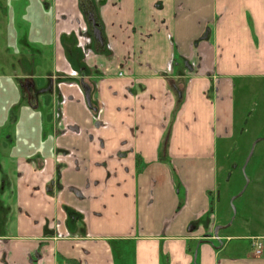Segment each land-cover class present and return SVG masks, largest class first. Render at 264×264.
Masks as SVG:
<instances>
[{
  "label": "crops",
  "instance_id": "0c3cea01",
  "mask_svg": "<svg viewBox=\"0 0 264 264\" xmlns=\"http://www.w3.org/2000/svg\"><path fill=\"white\" fill-rule=\"evenodd\" d=\"M26 2L0 0V59L19 67L14 84L0 73V161L13 190L0 264H264L254 234L215 229L212 199L219 149L240 122L236 90L247 98L264 81V0H104V48L83 59L80 30L63 33L64 47L55 23L33 15L77 2ZM21 12L28 34L14 36ZM45 53L50 66L38 69ZM66 54L86 83L99 76L91 103L79 85L54 83ZM21 112L27 125L8 144L2 127Z\"/></svg>",
  "mask_w": 264,
  "mask_h": 264
},
{
  "label": "rangeland",
  "instance_id": "374dc122",
  "mask_svg": "<svg viewBox=\"0 0 264 264\" xmlns=\"http://www.w3.org/2000/svg\"><path fill=\"white\" fill-rule=\"evenodd\" d=\"M23 1L24 0H20ZM35 4L38 3H55L56 5L64 4V3H75L77 2L79 9L76 11L71 10H61L56 6V10L53 11L46 10L44 11H35L33 15L36 20L41 21L45 24V26H49L50 21L54 26V31L52 33L53 41L58 45L64 46V38L70 37V35H63L64 32L70 30L71 28L80 30L78 32L79 38L77 41V45H79L83 49L82 59L85 57L87 52L99 51V41L94 37L92 32V26H90L89 21L90 17L84 13L83 9V0H34ZM90 1V0H89ZM28 2V0H27ZM26 2V3H27ZM22 3V2H21ZM104 3V0H91L90 4H92V10L96 13L98 18L100 16V8ZM40 6V5H39ZM53 6V5H52ZM55 8V7H54ZM0 9L3 11L4 15L7 17L9 12L4 11L1 6ZM58 10V11H57ZM2 13V12H1ZM26 14V12H21L19 17L16 19L15 16V33L14 36H25L27 33V23L24 21L22 15ZM16 21L18 23H16ZM79 24L85 28V31L81 30ZM43 27V26H42ZM104 27V23H103ZM17 28V30H16ZM42 28H37L36 31H41ZM18 31V32H17ZM61 31V32H60ZM8 32V31H7ZM53 42V43H54ZM52 43V44H53ZM18 45V43H17ZM76 45V42H75ZM76 47L80 49L78 46ZM0 46L5 48L7 44H3L0 42ZM60 48L62 49V47ZM86 48V50H84ZM104 48V47H103ZM63 50V49H62ZM46 54V53H45ZM47 55V54H46ZM43 55L38 60V69L47 68L50 65V60L47 59L48 55ZM67 56V54H66ZM14 58L16 56L14 55ZM43 58V59H42ZM16 61H11L15 63ZM66 64L63 68L62 77L55 78L54 83H58V89L61 84L71 83V87L75 88L76 86H82V81L87 78V76L82 75L79 69H73V62L67 56ZM10 67L5 68V61L0 59V73L5 75L7 78L5 80L14 83H17V78H14L12 75L14 72L19 71V67L16 66L15 69ZM40 66V67H39ZM61 68H58L60 70ZM68 70V73L66 71ZM62 71V70H60ZM67 74H69L73 81L68 78ZM78 75V77H77ZM74 77L76 78V82L74 81ZM60 78V79H59ZM23 80V79H22ZM90 84L93 86L94 92L98 93L97 81L99 80V76H91L87 79ZM95 80V81H93ZM24 81V80H23ZM61 82V83H59ZM49 83V82H47ZM19 84V83H18ZM258 92L255 94L254 89L250 87L244 89L247 92V98L242 97L243 91L241 88L236 90V98L238 100V107L242 110L239 111L240 114L237 116L239 119L238 129L234 133L232 139L227 140L226 144L222 143L221 148L219 149V155H217V161L220 166V170L218 172L217 182H216V191L215 196L212 199H216L214 206L215 218L217 220V225L215 229L219 228V233L225 235V233H230L231 235H250L254 234L253 238L255 242L262 243V254L264 251V81L258 84ZM10 85H8L9 87ZM75 86V87H74ZM18 89V97L22 96V101L26 102L28 89L25 85V82H20ZM27 89V90H26ZM84 90V88H83ZM85 91V90H84ZM43 92V89H40L38 93L34 94L36 96L40 95ZM47 93V92H46ZM5 94L6 100L11 102V92L8 90ZM24 94V95H23ZM35 97V96H33ZM242 97V98H241ZM61 100L64 101V96L60 94ZM243 101V102H241ZM98 103L100 101L98 100ZM102 103V102H101ZM101 103L99 104V108H101ZM23 105V104H22ZM103 105V103H102ZM1 109V107H0ZM13 109V108H12ZM32 111L28 116H34L37 112L33 109H29ZM15 111V110H14ZM12 113L11 123L9 126L2 127V134L7 139V143L9 144V137L14 135L16 130L23 131L25 126L27 125L23 122L24 115L20 114V122L16 123V116H13ZM245 120V121H244ZM34 126L35 124L32 123ZM31 126V124H29ZM1 131V129H0ZM260 139L255 145L254 154L251 157L246 170L243 171V165L246 161L248 154L250 153L253 143ZM8 165L4 162L0 161V235L4 234L8 231L9 216L11 204L10 200L13 195V190L7 186L9 181L8 171L6 168ZM172 172V180L176 178L175 170ZM16 176L21 173L16 172ZM14 178L15 176L12 175ZM175 182V180H174ZM245 187V190L243 191ZM243 191V193H241ZM236 196V198L232 199ZM222 225H228V229H221ZM258 235V236H255ZM263 235V236H262ZM214 238H216L214 236ZM255 244V243H254ZM88 264V262H84Z\"/></svg>",
  "mask_w": 264,
  "mask_h": 264
},
{
  "label": "water",
  "instance_id": "95a60500",
  "mask_svg": "<svg viewBox=\"0 0 264 264\" xmlns=\"http://www.w3.org/2000/svg\"><path fill=\"white\" fill-rule=\"evenodd\" d=\"M90 20L92 22V26H93V34L95 35V37L98 39L99 43L101 46H104L105 45V42H104V36L102 34V30L101 28L99 27V24H98V21L96 20V17L94 15V13H90ZM84 90H85V93H86V98L88 100V103H91V87L88 83H83L82 84ZM260 139H258L256 142L253 143V146H252V149L250 151V153L248 154L247 158H246V161L243 165V171L246 170V167L248 165V162L250 161L251 157L253 156L254 154V150H255V145L257 144V142L259 141ZM245 190V187L243 189V191ZM243 191L241 193H243ZM236 198V196L232 199V204H233V200ZM193 229V227L191 228Z\"/></svg>",
  "mask_w": 264,
  "mask_h": 264
},
{
  "label": "flooded vegetation",
  "instance_id": "af4514ba",
  "mask_svg": "<svg viewBox=\"0 0 264 264\" xmlns=\"http://www.w3.org/2000/svg\"><path fill=\"white\" fill-rule=\"evenodd\" d=\"M91 1V0H90ZM90 1L89 0H83V9H84V13L86 14V15H88V17L90 16V13H94V15H95V17H96V20L98 21V18H97V16H96V13L95 12H93V8H92V4H90ZM89 24H90V26H92V22L91 21H89ZM98 24H99V27L101 28V30H102V25H101V23L98 21ZM92 32H93V26H92ZM102 34H103V31H102ZM94 35V34H93ZM94 37H95V35H94ZM95 39H96V37H95ZM99 46H101L100 44H99ZM104 47V46H103ZM60 78H61V76H59ZM68 78H70L72 81H73V79H72V77L68 74V76H67ZM77 77H78V75H77ZM76 77V78H77ZM59 78V79H60ZM76 78L74 77V81L76 80ZM85 80L86 79H84V81H82V84L85 82ZM59 83H61V82H59ZM86 83V82H85ZM58 84V83H57ZM25 85H26V87H28L29 85H30V83H29V81L28 82H26L25 81ZM59 85V84H58ZM90 87H91V89H92V85H90ZM91 94H92V90H91ZM216 238H217V236H216Z\"/></svg>",
  "mask_w": 264,
  "mask_h": 264
},
{
  "label": "built area",
  "instance_id": "2783aa9c",
  "mask_svg": "<svg viewBox=\"0 0 264 264\" xmlns=\"http://www.w3.org/2000/svg\"><path fill=\"white\" fill-rule=\"evenodd\" d=\"M84 50H86V48H85ZM254 245H255V247H256V251H257V253H261V251H262V245H263V244H262V243H258V244H257V243L255 242Z\"/></svg>",
  "mask_w": 264,
  "mask_h": 264
}]
</instances>
